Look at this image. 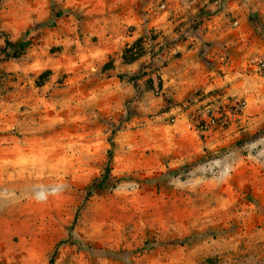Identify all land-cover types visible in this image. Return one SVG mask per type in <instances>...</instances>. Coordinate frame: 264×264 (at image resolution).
<instances>
[{
  "label": "rangeland",
  "instance_id": "obj_1",
  "mask_svg": "<svg viewBox=\"0 0 264 264\" xmlns=\"http://www.w3.org/2000/svg\"><path fill=\"white\" fill-rule=\"evenodd\" d=\"M213 20L221 60L193 69H228V90L176 62ZM109 152L122 181L85 200ZM55 249L53 264H264V0H0V264Z\"/></svg>",
  "mask_w": 264,
  "mask_h": 264
},
{
  "label": "crops",
  "instance_id": "obj_2",
  "mask_svg": "<svg viewBox=\"0 0 264 264\" xmlns=\"http://www.w3.org/2000/svg\"><path fill=\"white\" fill-rule=\"evenodd\" d=\"M208 28L209 31H207V33L204 35V38L202 37L201 39L198 38L196 39L195 37H191L189 40L183 41L179 45H175L176 48L175 52L177 53L178 51L181 52L180 56L176 59V62L182 66L181 77H184L185 79H189L198 76L199 79L205 78L206 83H209V86L207 88H219L222 86H227V90H228V69L223 70V72L225 73L224 76L216 75V77H214V79L210 82L208 81L209 79L208 77L210 75L211 76L215 75L214 74L215 72L198 73L197 70L193 69V67L196 66V64L194 63L195 61H197V59L205 61L206 58L208 59V57H212L213 60L220 61L223 55L222 52L219 51V48H214L213 47L215 46L214 44H212L211 42H205L204 39L209 38L210 41H215L216 43H219L217 42L218 39H222L223 37H226L227 33L225 34L224 30H220L221 23L216 22V20L210 21L208 23ZM202 55L203 58L201 57ZM179 76L180 75H178V77Z\"/></svg>",
  "mask_w": 264,
  "mask_h": 264
},
{
  "label": "trees",
  "instance_id": "obj_3",
  "mask_svg": "<svg viewBox=\"0 0 264 264\" xmlns=\"http://www.w3.org/2000/svg\"><path fill=\"white\" fill-rule=\"evenodd\" d=\"M57 17H59V14L57 15ZM21 45L22 44L20 43L17 46L21 47ZM6 46L8 48H11L12 50H15V47L12 46V44H10L9 42H6ZM130 52H131L130 48H126L124 51V56H123L124 61L128 63L136 61L141 56L140 53H134L133 55L131 54L130 56H128L127 54ZM201 57L203 58V55ZM158 86L159 88L161 87L160 82H158ZM111 157H112V154L111 152H109L108 161H107V164L102 174L99 177L94 178L91 181L90 185L87 187L85 200H87L89 197H91L96 192L114 189L122 181L121 179H117L111 176V173H110L111 172V169H110ZM56 253H57V249L54 250L52 258L50 259V264L54 263V258L56 256Z\"/></svg>",
  "mask_w": 264,
  "mask_h": 264
},
{
  "label": "built area",
  "instance_id": "obj_4",
  "mask_svg": "<svg viewBox=\"0 0 264 264\" xmlns=\"http://www.w3.org/2000/svg\"><path fill=\"white\" fill-rule=\"evenodd\" d=\"M263 65L261 64L260 66H258L257 70H260L262 69ZM216 121V119H210V122L213 124L214 122Z\"/></svg>",
  "mask_w": 264,
  "mask_h": 264
}]
</instances>
